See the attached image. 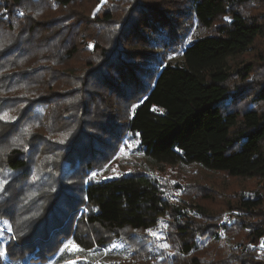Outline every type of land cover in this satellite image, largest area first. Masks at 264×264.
Returning <instances> with one entry per match:
<instances>
[{"label":"trees","instance_id":"obj_1","mask_svg":"<svg viewBox=\"0 0 264 264\" xmlns=\"http://www.w3.org/2000/svg\"><path fill=\"white\" fill-rule=\"evenodd\" d=\"M28 1L44 2L42 6L46 11L58 5L66 13L62 19L45 12L32 14ZM164 1L167 2L126 0L124 11L135 7L133 13L143 14L141 18H146L134 22L124 13L117 16L106 8L97 11L92 7L91 13L84 11V3H87H82V0H0V104L15 106L13 110L17 112V119L11 123L0 119V147L11 149L0 156L13 172L22 174L30 167L25 145H19L14 138L24 136L28 141L27 147L34 148L36 142H32V138L37 133L29 136L23 132V127L30 123L40 125L45 119L42 112L35 111V107L42 103L50 108L53 106L51 113H45L49 116L63 105L58 115L53 116L55 119L71 118L68 124L78 120L83 122V115L90 111L91 106L83 100L84 97L79 103L65 102V92L57 87L62 76L68 77L66 83L70 84L68 89L71 91L73 87V90L85 87L82 91L85 96L90 94L88 84L93 77L100 75L106 80L101 71L108 64L118 74L116 82L109 81L111 93L119 95L120 102L126 99L136 105L134 109L132 106L131 113L122 123L137 136L146 155L171 164H200L208 170L234 177H264V84L258 95V101L263 105L261 108L225 112L221 107V103L234 93L228 85L234 70L230 61L250 49L256 38L264 33L263 24L242 11V6L251 0H189L187 11H191L203 27L213 31L195 36L181 50L180 60L167 63L158 56L156 46L160 44V48L163 44L168 49L172 36L177 34L187 17L182 10L176 14H170V9L160 11L159 3ZM70 14L80 18L75 22ZM166 32L170 33V40ZM100 33H103V38L104 35L110 36L109 39L104 38V45ZM44 34L47 35L43 37ZM95 38L96 42L89 47ZM118 38L122 40L121 44L125 42L130 48H109ZM29 49L32 51H27ZM33 50H39L40 54L32 66L16 64V59L22 56L28 59L30 55L28 62L31 61ZM74 56L81 57L77 74L72 68L52 70L47 64L51 57L66 62ZM148 61H152L153 66H149ZM236 67L235 70L246 74V77L253 69L250 63ZM141 72H148V77L143 78ZM28 77L31 85L22 87L20 93L11 92V83L23 82ZM76 134H82V131ZM13 141L19 146L12 147L10 143ZM50 146L49 143L44 145L46 149ZM76 146L74 144L68 154L69 160L76 165L78 161H90L98 152V144L79 151H76ZM90 149L92 151H88ZM89 166L88 162L84 165L86 174L80 180V198L64 191L56 196V200H62L72 209H66L60 216L55 215L56 207L52 208L50 213L55 216L42 225L49 217V208L46 207L38 223L30 220L26 228L14 227V236L3 232L5 256L10 261L49 264L62 253L60 249L69 240L86 250L105 247L114 238H123L121 232L125 230L137 232L157 227L161 218L172 211L183 217L179 219L176 215L179 219L176 225L181 229L179 233L185 235V252L192 253L197 247V242L188 240V233L192 231V238L196 231L188 214L173 208L154 178L138 171L107 179L92 178ZM9 189L0 194V223L10 221L14 224L15 219L22 217L21 209L24 208L19 202L18 190ZM16 201L18 204H14ZM83 206L88 212L83 210ZM236 209L240 212L236 218L237 226L228 228L243 229L248 241L234 243L226 239L222 243L235 249L229 253L235 259L231 264H244L243 260L262 264L255 256L256 250L249 248V243H258L264 238V194L241 195ZM195 210L208 215L200 205ZM36 227L41 236L36 232L38 229L32 231ZM200 254H187L186 257L181 254L177 264L211 263ZM93 262V257L89 256L78 264ZM0 264H7L4 256L0 257Z\"/></svg>","mask_w":264,"mask_h":264},{"label":"rangeland","instance_id":"obj_2","mask_svg":"<svg viewBox=\"0 0 264 264\" xmlns=\"http://www.w3.org/2000/svg\"><path fill=\"white\" fill-rule=\"evenodd\" d=\"M83 1L86 2V0H82V3H84ZM133 1L134 0H132V2ZM166 1L167 2L164 1L159 3L160 11L165 12L167 9H170V14H176L178 10H182L187 20L182 27L176 31L177 34L172 36L173 40L170 42L171 44L168 49L163 44L160 48V44L156 46L158 47L157 54L164 63L180 60L182 57L181 50L187 43L195 36L204 35L213 31V29H206L203 27L192 15L191 11H187L189 0ZM43 3L42 1H28V9L31 10L32 14L45 12L44 14L55 15V17L60 19H62L61 16L66 13L58 5L46 11L42 6ZM86 3L87 4L84 3V11L90 13L92 7L93 10L95 8V10H97L99 6V11L106 8L110 11L112 10L117 16L124 13L126 18H131V21L134 22L146 19L141 18L143 14L133 13L135 7H132L130 9L131 11H124L123 7L126 5V0H104L103 3L102 0H88ZM160 11L158 12L161 15ZM242 11L244 14L256 17L257 20L263 24L264 28V0H251L242 6ZM70 15L74 16L73 20L75 22L80 18L77 17L78 15ZM82 15L84 14L82 13ZM158 15L159 14H156V16ZM151 16L152 14L149 15V17ZM46 35L47 34H44L43 37ZM100 35L102 44L104 45L106 41L104 38L109 39L110 36H108L109 34L104 35L103 38V33H100ZM166 35L170 40V33L166 32ZM154 37L159 39L157 35ZM96 40V38L92 39L90 44L93 46V42L95 43ZM121 42L122 40L119 41L118 38L113 41L109 48L114 50L118 48H130V45H126L125 42L121 44ZM54 45L58 46L57 44ZM27 51L32 50L29 49ZM31 54H34L31 61L28 62V59L31 58L30 55H28V59L22 56L16 59V64L18 66H29V64H33V61H37L40 52L39 50H33ZM86 54L89 57V53L86 52ZM74 57V59L66 62H62L56 57H51L47 61V64H50V69L52 70H63L62 68L64 67L72 68L73 73L77 74L79 73V65L81 64L78 59H81V57ZM230 62L234 70L228 85L234 93L228 100L221 103V107L225 112L232 110L245 112L248 109L261 108L263 105L258 101V95L261 93V87L264 84V33L256 38L250 49L243 54L233 57ZM245 63L253 65V69L247 77L246 74L243 75L239 70H235L237 68L236 66H242ZM147 64L153 66L152 61H148ZM147 73L148 72H143L141 76L147 78ZM101 75L106 80L102 79L100 75L93 77L88 84V88L91 90L89 91L90 94L85 96L82 95V91L85 90V87L81 86L78 90H73V87L72 91L68 89L70 84L66 83V78H68L66 75H63L62 79L57 83V87H61L66 94L65 96H67L66 103L68 100L71 102L77 101L79 103L82 97H84L83 100H85L86 103L88 102V105L91 106L90 111L83 115L85 118L83 122L82 120H78L68 124L71 118L64 117V119H60L57 117L55 119L53 115H58L63 105L58 106L49 116H46L45 113H51L53 106L50 108L46 103H42V105L34 108L35 111L42 112L45 117L40 125L32 123L28 125L24 124L23 132L25 134L30 136L37 133V135L32 138V142H36L34 148L27 147L28 141H26L27 139L24 136H16V139L14 138V140L19 141V145L24 144L27 148L26 151L30 167L25 173L13 172L0 156V180L8 181L5 185V190L0 192V194L5 193L10 190V187H13L15 190H18L20 197L19 202L22 203L21 206L24 208L21 209L22 217L14 220L16 223L11 224L10 221L0 223V247L2 246L4 250L6 243L3 232H7L14 236V227L20 229L23 227L26 228V224H28L30 220L38 223L46 207L49 208L47 214L49 217L45 219L42 225H46L48 220L55 215L61 216L62 212H66V209H72V207L68 206L62 200H56V196L64 191L68 192L70 196L77 198L81 197L79 195L81 190L80 180H82V176L86 174L84 172L86 168L84 165L88 162L91 165L88 168L91 175L93 172H96V176L99 178L107 179L118 177L137 171L144 172L154 178L160 183L165 197L169 199L173 208H179L185 214H188L189 221L196 230L192 238H190V233H192V231L188 233V240L189 242H191L190 240L195 243L197 242V247L193 249L192 253L185 252L183 245L185 235L183 236L179 233L181 229L176 225L177 221L183 217L181 214L172 211V213L161 218L157 227L151 228V230L160 235L161 239L152 237L147 230H139L137 232L125 230L121 232L123 238H114L108 246H97L93 251L86 249H84V251L65 250L58 255V257L53 258L49 264H65V261H75V264H78L79 262L86 261L89 256L93 257L94 262L92 264H177L181 254H184L186 257L187 254L198 252H201L200 255L211 262L209 264L233 263L235 259L230 257L229 253L235 251V249L229 247V245H227L228 248L226 245H223L225 240L228 239L229 242L233 240L234 243H246L248 241V235L243 229H230L232 226H237L236 218L240 215L239 210L236 209V203L241 195L250 196L255 193L264 194V177H234L224 172L208 170L200 164H171L158 161L146 155L140 147L137 136L128 131L122 123L125 121L124 119L127 114L131 113L133 103L126 99L124 102H120V98L117 97L119 95L116 96V94L111 93L108 87L109 81L116 82L118 79L115 68L105 64L104 69L101 71ZM29 85H31L29 77L25 78L23 82L17 80L11 83V92L15 91L20 93L22 87L25 88ZM1 105L2 104H0V117H2L5 112H7L9 116H16L15 113L17 112L13 110L15 106ZM78 131H82V134H76ZM75 134L78 137L76 140ZM60 141H63V143ZM46 143L51 145L47 149L44 147ZM12 144L13 143H10V145ZM74 144H77L75 147L76 151L81 150V148L84 150L98 144V152L92 156L90 161H82L80 163L78 161V165H76L68 158V154L70 150L73 149ZM92 149L88 151H92ZM121 149H123V151H121ZM81 158L82 156L80 159ZM33 177H35V179H33ZM33 193L35 195H32ZM14 204H18V201ZM26 204H28L29 207H27ZM199 205L208 213L207 216L199 214L198 211L195 210ZM54 207H56L55 215L50 213V210ZM83 210L88 212L85 206H83ZM73 213L74 212L69 215ZM176 215L179 219H177ZM225 216H227V220ZM228 226H230V228H228ZM35 229H38V227L34 228L32 231ZM36 232L38 236H41L39 235V229ZM227 235L230 238L227 237ZM125 237L127 239H125ZM162 243H168L170 247L168 249L159 247ZM113 244L117 245V247L113 248ZM249 244L252 246L249 248L256 250V258L264 264V248L260 246L261 241L259 240L258 243ZM69 248H71V245ZM109 249L110 251H108ZM227 249L229 251L226 254ZM236 252L239 253L238 250ZM169 253H172V255H169ZM4 258L7 260V264H27L24 261H10L5 255ZM239 259H241V257ZM241 262H244V264H252V261L249 260H243ZM29 263L33 264L32 262ZM253 264L257 263L253 261Z\"/></svg>","mask_w":264,"mask_h":264},{"label":"snow or ice","instance_id":"obj_3","mask_svg":"<svg viewBox=\"0 0 264 264\" xmlns=\"http://www.w3.org/2000/svg\"><path fill=\"white\" fill-rule=\"evenodd\" d=\"M103 2H104V0H102V3H103ZM98 10H99V6H98V8H97V11H98ZM21 15H23V13H21ZM225 19H228V18L225 17ZM89 47H92V45L89 44ZM135 107H136V105H133V109H134ZM154 110H156V109H154ZM160 111H162V109H160ZM0 119L4 120L5 122L11 123V122L15 121V120L17 119V117H15V116H9V115L7 114V112H5V113L3 114V116L0 117ZM60 142L63 143V141H60ZM21 143H22V141H21ZM18 146H19V145H17V144L15 143V141H13L12 147H18ZM10 150H11V149L8 148V147H0V154H6V153L9 152ZM25 150H27L26 147H25ZM121 151H123V149H121ZM96 175H97V173H96V172H93V173H92V178H94ZM33 179H35V177H33ZM7 183H8L7 180H0V192H3V191L5 190V185H6ZM32 195H35V194L33 193ZM225 219L227 220V216H225ZM165 227H166V225H165ZM147 231H148V233H149L152 237H154V238H156V239H161L160 235H159L157 232H155V231H153V230H151V229H148ZM70 245H71V248H69ZM260 246H261L262 248H264V239H262V241H261V245H260ZM112 247L115 248V247H117V245L113 244ZM159 247H161V248H163V249H168V248L170 247V245H169L168 243H162V244L159 245ZM249 247H252V246L249 245ZM65 250H70V251H84V249L80 248V246H79L78 244H75V242H74V241H71V240L67 241V242L63 245V247L60 249L61 252H64ZM89 251H93V250H92V249H89ZM108 251H110V249H109ZM4 255H5V251H4L2 248H0V257H2V256H4ZM169 255H172V253H169ZM65 264H75V261H65Z\"/></svg>","mask_w":264,"mask_h":264}]
</instances>
